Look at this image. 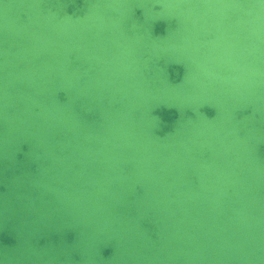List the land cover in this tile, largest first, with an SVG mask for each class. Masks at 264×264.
<instances>
[{"label": "water", "instance_id": "95a60500", "mask_svg": "<svg viewBox=\"0 0 264 264\" xmlns=\"http://www.w3.org/2000/svg\"><path fill=\"white\" fill-rule=\"evenodd\" d=\"M0 264H264V0H0Z\"/></svg>", "mask_w": 264, "mask_h": 264}]
</instances>
